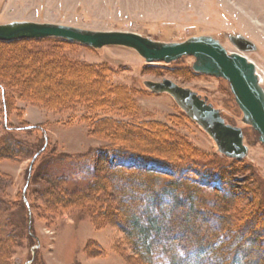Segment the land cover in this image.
Masks as SVG:
<instances>
[{
	"label": "rangeland",
	"instance_id": "obj_1",
	"mask_svg": "<svg viewBox=\"0 0 264 264\" xmlns=\"http://www.w3.org/2000/svg\"><path fill=\"white\" fill-rule=\"evenodd\" d=\"M13 21L130 31L161 42H181L192 36L211 35L219 38L229 52L243 53L254 61L264 76V0H0V24ZM19 46L22 45L17 48ZM32 46L52 50L78 64L110 68L111 82L117 86L114 89L116 99L112 102L125 101L122 105L136 102V116H125L114 109L88 113L77 105L71 109H52L18 97L9 99L12 111L6 115L4 90L0 87V138H14L24 150L18 160L0 161V239L3 232H11L10 237L13 236L3 254L0 253L1 259L5 256L7 261L0 264H144L119 225L124 222V214L116 209L115 184L108 170L132 164L139 169L162 170L143 160L120 162L113 155L126 149L143 154L147 150L142 146L149 145L151 137L138 132L130 141L117 140L106 132L91 134L92 129L84 120L89 114L93 121L103 117L132 123L155 121L170 124V119L177 117L179 121L175 129L178 137L197 148L196 153L203 165L215 171L218 163L230 162L221 158L224 155L217 152L214 141L170 95L152 93L144 85L146 80L170 78L182 86L194 88L203 97H208L228 122L243 128L249 150L247 156L239 160L241 162L235 163V168L240 170L230 174L231 179L239 191H244L241 192L244 200L250 196L245 192L249 188L255 201H264V146L259 135L244 124L228 81L195 73L193 57H183L170 64H150L136 50L124 46L94 49L79 43L48 41L33 42ZM0 49L6 53L2 46ZM126 90L132 94V104L126 102L127 96L129 98ZM107 121L99 125L98 131L106 129L105 126L111 123ZM26 125H43L45 131L22 129ZM10 127L15 129L9 131ZM44 134L45 150L34 157L33 152L42 146ZM112 141L117 142L110 147ZM156 145L159 150L167 148L162 143L156 142ZM148 152L161 154L152 150ZM58 179L68 192H86L94 182L106 185L107 192L99 190L98 194L87 195L77 201V206L49 202L51 188ZM229 179L225 178V182ZM22 197L28 201L29 207L23 205ZM241 201L229 208V215L238 216L239 208L246 206ZM105 203L109 206V220L99 211L101 204ZM30 229L31 235L28 233ZM90 242H93L91 249L88 247ZM97 244L102 251L96 249Z\"/></svg>",
	"mask_w": 264,
	"mask_h": 264
},
{
	"label": "trees",
	"instance_id": "obj_2",
	"mask_svg": "<svg viewBox=\"0 0 264 264\" xmlns=\"http://www.w3.org/2000/svg\"><path fill=\"white\" fill-rule=\"evenodd\" d=\"M43 41L74 43L60 38L0 40V46L6 50L2 53L0 49V87L4 90L6 115L12 111L9 99L18 97L52 109H71L77 105L88 113L98 114L114 109L125 116H136V102L130 100L132 94L127 90L129 98L127 96L126 102L130 101L132 105H122L125 101L112 102L116 99L114 89L117 86L111 82L110 68L78 64L56 55L52 50L32 46L33 42ZM17 45L22 46L17 48ZM88 118L92 120L90 114L84 120L92 129L91 134L106 132L117 140L130 141L138 132L151 137L149 145L142 146L147 150L143 154L126 149L113 155L120 162L143 160L156 164L162 170L150 167L139 169L134 164L108 170L115 184L111 182L117 194L116 209L124 214V222H119V225L144 264H264V201H255L249 188L245 192L250 196L244 200L241 197L244 191L237 189L230 175L240 170L235 168V163L241 161L221 156L230 162L218 163L215 171L203 165L196 153L197 148L178 137L175 129L179 121L177 117L171 118L170 124L155 121L132 123L103 117L88 121ZM107 120L111 123L105 126V130L98 131L99 125ZM8 129L12 131L15 127ZM22 129L45 131L43 125H26ZM171 134L179 139L175 140L176 137ZM45 142L46 134L42 138V146L33 152L34 157L45 150ZM116 142H110V147ZM156 142L167 148L159 150ZM148 150L161 154H151ZM23 151L20 142L14 138H0V161L18 160ZM225 178H230V182H225ZM51 189L53 200L49 202L63 203L64 206H74L87 195L98 194L99 190L107 192L106 185H98L97 182L86 192H68L61 179L56 180ZM24 200L25 197H22L23 205L27 206ZM239 200L246 206L239 208L238 216L229 215V208L237 205ZM101 206L99 211L108 219L109 206L106 203ZM30 230L28 233L31 235ZM10 234L1 233L0 253L13 240ZM92 243L88 244L89 249ZM98 247L101 248L97 244L96 249ZM99 248L97 250L102 251ZM1 258L2 255L0 263L7 261V257Z\"/></svg>",
	"mask_w": 264,
	"mask_h": 264
},
{
	"label": "water",
	"instance_id": "obj_3",
	"mask_svg": "<svg viewBox=\"0 0 264 264\" xmlns=\"http://www.w3.org/2000/svg\"><path fill=\"white\" fill-rule=\"evenodd\" d=\"M19 38H60L94 49L124 46L136 50L150 64H170L183 57H193L192 69L195 73L228 81L243 114L244 124L258 133L259 141L264 146V86L259 82L257 65L240 52H229L219 38L199 35L181 42H161L130 31L90 30L33 21L0 24V40ZM144 85L152 93L170 95L183 112L214 141L218 153L237 160L247 156L249 148L245 143L243 128L228 122L208 97L170 78L146 80ZM26 203L29 205L27 200Z\"/></svg>",
	"mask_w": 264,
	"mask_h": 264
},
{
	"label": "built area",
	"instance_id": "obj_4",
	"mask_svg": "<svg viewBox=\"0 0 264 264\" xmlns=\"http://www.w3.org/2000/svg\"><path fill=\"white\" fill-rule=\"evenodd\" d=\"M259 77H260V81L264 82V76L261 73H259Z\"/></svg>",
	"mask_w": 264,
	"mask_h": 264
}]
</instances>
